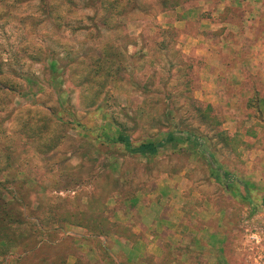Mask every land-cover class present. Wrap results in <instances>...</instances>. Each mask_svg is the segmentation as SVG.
I'll return each mask as SVG.
<instances>
[{"label":"rangeland","instance_id":"374dc122","mask_svg":"<svg viewBox=\"0 0 264 264\" xmlns=\"http://www.w3.org/2000/svg\"><path fill=\"white\" fill-rule=\"evenodd\" d=\"M82 1L49 0L57 11L51 18L42 14L38 0H0V81L18 87L0 121L12 139L16 179L24 182V192L31 187L27 199L37 207L47 201L61 215L90 206L92 214L100 212L114 224L108 237L62 225L41 253L64 257L67 264H136L139 259V264H155L145 246L148 227L160 225L162 210V240H187L166 244L163 264H264V177L252 173L256 166L264 168V154L250 155L252 160L239 151L250 145L264 150V134L248 143L228 136L225 106L209 102L208 85L214 82L205 70L207 58L193 51L192 38L198 33L205 38L220 33L208 30L218 0H137L143 11L137 6L127 14L117 35L103 29L100 34L74 32L92 14L82 9ZM170 29L176 31L172 39L166 33ZM107 42L124 46L117 58L123 70L108 79L98 96L87 94L67 64L101 54ZM136 83L151 93H140ZM167 105L175 123L182 119L208 137V151L235 181H214L209 152L204 158L184 143L153 158L98 147L102 126L112 132L116 123L128 131L135 128L130 132L133 143L158 135L154 124L144 125V120H163ZM198 105L213 107L219 123L215 131L194 119ZM30 118L46 125L56 139L52 150H38L16 133L14 121ZM219 131L235 142L227 145L216 136ZM193 194L206 196L201 218L192 214L199 209ZM180 212L187 228L195 231L177 235ZM138 240L143 244L132 250Z\"/></svg>","mask_w":264,"mask_h":264},{"label":"trees","instance_id":"16d2710c","mask_svg":"<svg viewBox=\"0 0 264 264\" xmlns=\"http://www.w3.org/2000/svg\"><path fill=\"white\" fill-rule=\"evenodd\" d=\"M64 1L70 5L74 4V0ZM38 2L43 15L52 18L54 13L57 14L53 3L49 0H38ZM136 2L137 0H83L82 9L90 10L92 14L86 16V25H81L78 22L73 31L100 34V29H103L112 35L120 34L121 21L138 6H136ZM138 9L143 11L139 6ZM166 33L171 39L176 35L174 29H170ZM123 38L127 39L128 37L123 36ZM123 48L124 46L122 47L120 44L107 42L106 48L99 55L72 59L71 64H67V66L72 69V74L79 80V82L76 80V85L80 88L86 86L84 92L86 90L87 94L98 96L108 79L123 70L122 65L117 62L118 53L121 54ZM52 66L55 67L53 64ZM2 76L3 72L0 68V77ZM136 85L140 93H151L147 86H141L139 83ZM17 89L18 87L10 82L6 84L0 81V91L3 93V96L0 97V112L5 110L11 96L17 94ZM171 95L167 96L171 98ZM172 96L174 97V95ZM169 107L168 105L165 107L167 113L164 114L163 120L155 118L144 120V125L154 124L153 127L157 130L158 135L147 137L139 143H133L130 132L135 128L128 131L123 125L116 123V129H113L112 132H107V129L102 126L101 136L97 137L100 143L98 147L110 145L116 150L121 149L128 157L153 158L163 149H175L180 143H184L206 158L205 153L210 150L208 137L197 134V128L193 125H184L185 121L182 119L175 123L172 110ZM29 112L31 111L29 110ZM194 112V119L206 126L208 130L215 131L219 126L213 115L212 106L198 105ZM3 121H0V264H67L64 257L52 259V257L41 253L43 246L48 245L62 225L85 227L100 236L113 235L114 232L111 229L114 228V224L100 212L92 214L90 206L87 207V211L77 210L74 213L66 212L56 215L53 213L55 208L49 202L46 201L42 206L37 207L27 199L31 187L28 185L24 192V182L16 179L19 172L12 166L14 147L12 139H9L5 134V129L2 126ZM14 122L16 123V133L31 140L38 150L50 151L56 146L57 141L48 135L46 125L40 127L33 122L32 118ZM134 125L137 126L136 120ZM216 136L222 138L227 145L235 142L234 139L228 140L225 133L220 131L216 133ZM232 150L235 151V148L232 147ZM209 154L208 168L211 178L217 182L235 181L232 180L231 174L223 171V167L218 163L213 153L209 152ZM228 187L230 188L231 185Z\"/></svg>","mask_w":264,"mask_h":264},{"label":"crops","instance_id":"0c3cea01","mask_svg":"<svg viewBox=\"0 0 264 264\" xmlns=\"http://www.w3.org/2000/svg\"><path fill=\"white\" fill-rule=\"evenodd\" d=\"M212 13L214 18L208 22V30H218L220 33L208 38L198 33L192 38L193 51L207 58L205 70L210 81L214 82V85H208L211 94L209 102L225 106L224 121L228 136L237 137L245 143L249 140L257 142L264 134V0H218ZM239 151L248 152L249 156L264 154V150L257 148V145L246 146ZM252 156L250 158L253 160ZM252 173H260L264 177V168L256 166L252 168ZM205 198L202 194H193L194 204L198 203L199 209L194 208L192 214L201 218L205 209V204L201 203L205 202ZM162 212L160 210L158 214L160 225L153 223L148 227L150 241L147 240L145 246L148 254L154 256L152 260L155 264H163L162 252L166 244L187 243L185 237L162 240L165 237L161 238L160 228H164L161 224L166 223L161 219ZM183 215V212L178 215L180 225L178 223L177 227L181 226L177 231L178 236L185 235L186 230L195 231L187 228L182 220ZM149 233L154 236L151 237ZM201 234L202 231L199 232ZM140 244L143 242L138 240L131 244V249Z\"/></svg>","mask_w":264,"mask_h":264}]
</instances>
